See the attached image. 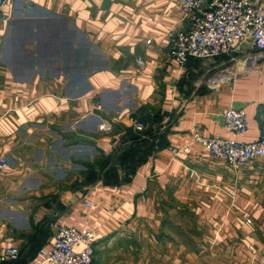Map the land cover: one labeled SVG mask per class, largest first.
I'll return each instance as SVG.
<instances>
[{
    "label": "crops",
    "instance_id": "1",
    "mask_svg": "<svg viewBox=\"0 0 264 264\" xmlns=\"http://www.w3.org/2000/svg\"><path fill=\"white\" fill-rule=\"evenodd\" d=\"M188 26L176 0L5 6L0 245L18 247L21 262L71 225L96 230L93 264H264V160L236 167L184 149L195 124L228 136L232 106L250 123L234 138L262 137L264 51L246 44L237 73L219 57L182 62L169 34Z\"/></svg>",
    "mask_w": 264,
    "mask_h": 264
},
{
    "label": "built area",
    "instance_id": "2",
    "mask_svg": "<svg viewBox=\"0 0 264 264\" xmlns=\"http://www.w3.org/2000/svg\"><path fill=\"white\" fill-rule=\"evenodd\" d=\"M14 0H0V15L6 5ZM189 26L172 30L169 34L172 54L182 62L191 56L217 58L231 53H242L250 42L258 52L264 51V6L254 0H176ZM139 59V63H143ZM96 106L103 110L101 101ZM112 122L103 119L101 130H112ZM224 127L228 136L215 137L199 132L194 126L195 139L184 149L198 144L214 157L227 161L236 167L248 165L252 160H264V134L253 142L240 141L233 135L245 134L250 127L248 115L243 107H229L224 113ZM133 126L143 129L142 121H133ZM175 152L179 148H173ZM9 165L7 157L0 155V176ZM92 206L91 202H87ZM94 228L79 229L61 225L54 235V243L42 248L37 258L23 263L21 252L16 246L0 245V264H93L96 243Z\"/></svg>",
    "mask_w": 264,
    "mask_h": 264
},
{
    "label": "rangeland",
    "instance_id": "3",
    "mask_svg": "<svg viewBox=\"0 0 264 264\" xmlns=\"http://www.w3.org/2000/svg\"><path fill=\"white\" fill-rule=\"evenodd\" d=\"M61 49L65 51L64 46H61ZM219 58L221 60H225V59H226V61L228 60L227 62H222V64H224V65L220 64V68L224 67V69L226 68V70H227V66H229V67H231V70H234L236 73L240 70L239 63L243 61L242 53L226 54V55H222ZM99 111L102 112V110H99ZM111 122H112L111 124H112V129H113L114 123H113V121H111Z\"/></svg>",
    "mask_w": 264,
    "mask_h": 264
}]
</instances>
